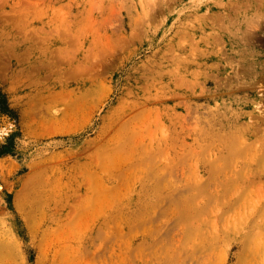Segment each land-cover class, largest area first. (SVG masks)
<instances>
[{"label": "rangeland", "instance_id": "obj_1", "mask_svg": "<svg viewBox=\"0 0 264 264\" xmlns=\"http://www.w3.org/2000/svg\"><path fill=\"white\" fill-rule=\"evenodd\" d=\"M0 264H264V0H0Z\"/></svg>", "mask_w": 264, "mask_h": 264}, {"label": "trees", "instance_id": "obj_2", "mask_svg": "<svg viewBox=\"0 0 264 264\" xmlns=\"http://www.w3.org/2000/svg\"><path fill=\"white\" fill-rule=\"evenodd\" d=\"M9 112H11V110L6 106L5 99L2 96H0V120H2L5 117L1 114L9 115Z\"/></svg>", "mask_w": 264, "mask_h": 264}]
</instances>
